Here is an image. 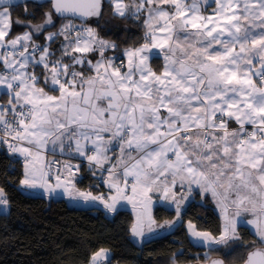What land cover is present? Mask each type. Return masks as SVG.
Wrapping results in <instances>:
<instances>
[{
	"label": "snow or ice",
	"instance_id": "obj_1",
	"mask_svg": "<svg viewBox=\"0 0 264 264\" xmlns=\"http://www.w3.org/2000/svg\"><path fill=\"white\" fill-rule=\"evenodd\" d=\"M109 2L123 18H138L148 6L145 43L125 51L126 71L111 58L104 62L106 50L117 47L114 43L101 39L92 27L77 28L71 20L45 37H63L56 60L50 59L55 54L48 45L33 41L32 31L7 39L12 9L20 5L0 0V48L11 49L0 54V86L8 95L7 104L0 105V143L24 158L21 185L42 188L48 195L62 188L70 198L98 200L111 212L117 211L120 200H128L134 210L143 203L131 229L134 236L144 235L145 216L149 225L155 224L147 207L151 192L162 191L163 200L175 203L179 219L181 204L195 186L200 194L210 193L224 211L218 236L188 225L192 237L210 253L220 254L216 259L207 256L208 264H228L245 214L254 217L248 223L254 225L257 239L239 260L264 264V0H214L216 6L207 15L201 0ZM53 11L82 20L99 18L103 0H51L45 24H52ZM43 28L36 25L33 31ZM156 48L164 54L160 73L149 64ZM96 52L100 59L95 63L86 58ZM65 57L71 63H65ZM85 64L95 75L85 76ZM41 65L43 72L38 73ZM41 76L43 86L38 87ZM56 92L59 95L49 94ZM233 120L238 127L230 130ZM57 148L106 170L105 183L114 194L78 192L59 174L51 184L49 173L33 161L41 160L45 151L55 155ZM117 148L118 162L105 169L115 159L108 153ZM64 167L71 175V165ZM178 184L185 190L179 197L173 190ZM8 203L0 188V206L6 210ZM107 256L108 251L100 249L89 264H104Z\"/></svg>",
	"mask_w": 264,
	"mask_h": 264
},
{
	"label": "trees",
	"instance_id": "obj_2",
	"mask_svg": "<svg viewBox=\"0 0 264 264\" xmlns=\"http://www.w3.org/2000/svg\"><path fill=\"white\" fill-rule=\"evenodd\" d=\"M124 1L132 4L130 0ZM49 11V3H27V10L25 4L13 8V23L7 39L20 36L24 31H32L34 37L41 39L46 29L38 34L33 30L36 25L43 24L44 14ZM55 20L53 32H57L64 21L56 17ZM89 24L100 38L117 46L114 52L118 55L125 48L138 47L145 42L144 13L138 18L131 14L120 17L114 14L109 0L103 2L101 17ZM62 41V37L50 41L49 47L55 54L50 57L52 60L60 58ZM42 67L36 71L42 73ZM2 68L0 62V70ZM0 100L7 102L3 95ZM22 176L20 158L0 146V188L4 189L9 201L7 212H0V264H89L90 257L100 249L108 251L104 264H173V261L175 264H196L208 261L207 256L220 257L219 253H210L208 248L193 243L185 224L189 221L197 230L219 234V215L207 195L194 191L193 200L185 206L181 221L171 232L143 240L138 245L132 240L129 209H118L108 215L102 209L69 207L63 198H46L23 191L20 187ZM76 185L95 193L104 190L97 175L85 163L79 166ZM153 214L155 220L161 222L172 219L175 211L156 205ZM238 233L240 239L232 246L234 251L228 257V264H241L239 257L247 254L246 246L257 239L244 225L238 227Z\"/></svg>",
	"mask_w": 264,
	"mask_h": 264
},
{
	"label": "rangeland",
	"instance_id": "obj_3",
	"mask_svg": "<svg viewBox=\"0 0 264 264\" xmlns=\"http://www.w3.org/2000/svg\"><path fill=\"white\" fill-rule=\"evenodd\" d=\"M131 2H132V4H134V3H138L139 2V0H130ZM188 2L189 3H191V0H188ZM124 3L125 4H127V5H132V4H128V3H126L125 1H124ZM210 5V7H208ZM200 6H201V10H203L205 7H207V12L205 13L206 15L207 14H209V13H211L212 11H213V9L215 8V3H214V0H201V3H200ZM147 5L145 6V9L142 11L143 13H144V16H145V20L147 19V17H148V12H147ZM70 21V19H66V20H64V21H62V24L60 25L61 27H60V29L62 28V26L63 25H65V24H67L68 22ZM45 22V21H44ZM43 22V24L42 25H44V29H46L44 32H43V34H42V38L40 39V38H36V37H34L33 35V41L36 43V44H39V45H48L49 46V43H50V41H47V40H45V37L50 33V32H53L52 31V28L56 25V20H55V17L52 15V24H45ZM71 22L74 24V25H76V27L77 28H79V27H81V26H88V27H92L93 29H95L94 28V26H92L91 24H86V25H81V24H79V23H76V22H74V21H72L71 20ZM51 29V30H50ZM59 29V30H60ZM96 30V29H95ZM56 31V30H55ZM54 31V32H55ZM147 31H149V29L147 28V26H146V31H145V33L147 32ZM25 32H29V31H24L21 35H23ZM34 33H36L35 31H34ZM36 34H38V33H36ZM161 34L159 33V32H157V36H160ZM63 38V37H62ZM102 39V38H101ZM150 39V38H149ZM103 40H105V41H107L106 39H103ZM110 43V42H109ZM145 43V42H144ZM143 43V44H144ZM143 44H141L140 46H138V47H141ZM137 48V47H136ZM49 49H50V51H51V48L49 47ZM128 49H133V47H128V48H125V49H123L122 50V53H121V57H123L124 59H119L118 60V62H116V59H117V53H115V52H113V54L110 52H108L107 53V55H105L104 56V62L105 63H107V61H108V59H112L113 60V62H114V64H121V63H123L124 65H125V68H124V70L126 71L127 70V57L124 55V53H125V51L126 50H128ZM29 51L31 52V49H29ZM2 53H4V51L0 48V54H2ZM39 55H40V53L39 52H37L36 53V57H37V59L39 58ZM119 58V57H118ZM51 59V58H50ZM100 59V57H98L96 60H99ZM95 60V61H96ZM95 61H93V63H95ZM164 54H163V52H161L160 51V49L159 48H156V49H153V54H152V56L150 57V59H149V64H150V66L153 68V70H155L157 73H160L162 70H163V64H164ZM42 66V65H41ZM31 67V66H30ZM32 69V68H31ZM32 71V70H31ZM30 71V72H31ZM101 72H103V69H101ZM0 93H1V91H0ZM224 119L225 120H227V117L225 116L224 117ZM238 127V125H236V123H235V121L233 120V121H230V123H229V129L231 130V129H233V128H237ZM248 129H249V131L251 130V126L249 125L248 126ZM89 146H91V145H89ZM118 150V149H117ZM115 151V152H110V157H114L115 155H117V153H118V151ZM119 157V156H118ZM50 183H51V181H50ZM52 184V183H51ZM53 185H55V183L53 184ZM194 189L196 190H198L199 191V189L198 188H195V186H194ZM31 191H36V192H42V193H44V189H42V188H35V189H30ZM198 191H196L197 193H199L200 194V192H198ZM82 192H85V191H82ZM184 191L182 190L181 191V193L178 195L177 194V196L179 197V196H181V194L183 193ZM160 195V198L162 197V195L163 194H159ZM200 195H202V196H204L203 194H200ZM132 196V195H131ZM130 196V197H131ZM207 196H209V198H210V202H211V205L213 206V208L215 209V211L218 213V215H219V219H220V229H221V227H222V224H223V215H224V211H223V206L222 205H218V203H217V200L216 199H214L213 197H212V195L210 194V193H208L207 194ZM78 199H80V198H75V199H73V198H70L69 196H67V204H68V206L70 207V206H74V207H76L75 205H81V204H83V205H88V204H90V202L88 201V202H85L84 200H78ZM137 200H140V201H143V197L142 198H138ZM191 200H193V198L191 199ZM190 200V198L188 197V199L187 200H184L183 202H182V204H181V213H182V211L184 210V208H185V206L191 201ZM100 201H98L97 200V202H96V204H98ZM79 203V204H78ZM73 204H75V205H73ZM93 205V207H98V205ZM162 205V206H165V207H167V208H169V209H173L174 211H175V214H174V217L172 218V219H166V220H164V221H161V222H158V221H156L155 220V218H154V214H153V210H154V207L156 206V205ZM78 207H82V206H78ZM84 207V206H83ZM126 208V209H129V210H131V213H132V225H131V229H132V226L134 225V224H136L137 223V215H138V212H140V211H143L144 210V208H145V205L142 203L141 205H139L135 210H134V208H133V204L132 203H128V204H125V203H121L120 201L118 202V204H117V209L118 208H120V209H123V208ZM147 207H149L150 208V214H151V217H152V219L155 221V224H152V225H149V222H148V219H147V216H145V219H144V223H143V232H144V235L143 236H134L133 234L131 235L132 236V240L136 243V244H138V245H140L142 242H143V240H148V239H150V238H152V237H155V236H158V235H163V234H167V233H169V232H171L173 229H174V227L181 221V219L179 218H177V216H176V204L175 203H171L170 201H168V200H163L162 198L160 199V201H157V202H153L152 200H151V203H150V205H148ZM230 211H232L233 213H234V209H230ZM0 212H7L5 209H4V207L3 206H0ZM181 217V216H180ZM242 219H243V222L240 224V225H244V226H247L248 228H249V230L256 236V229H255V227H254V225H252V224H249L248 223V221L249 220H252V219H254V217L252 216V215H250V214H245L243 217H242ZM172 222H175L174 223V225L173 226H171V227H169V225L170 224H172ZM189 223H191V222H186L185 224H186V227H187V229H188V225H189ZM191 224H193V223H191ZM239 225V226H240ZM161 226H163V227H161ZM149 227H151V231H149ZM198 231H201V230H198ZM201 232H208V231H201ZM210 233V232H209ZM211 234V233H210ZM219 235V234H218ZM218 235H213V236H218ZM188 236H189V238H190V240L193 242V243H195V244H197V245H199V246H203L202 245V243H200V242H198L194 237H192L191 236V234H190V232H189V229H188ZM143 238H146V239H143ZM203 247H205V246H203Z\"/></svg>",
	"mask_w": 264,
	"mask_h": 264
},
{
	"label": "crops",
	"instance_id": "obj_4",
	"mask_svg": "<svg viewBox=\"0 0 264 264\" xmlns=\"http://www.w3.org/2000/svg\"><path fill=\"white\" fill-rule=\"evenodd\" d=\"M122 2L124 3V1L122 0ZM132 3V2H131ZM125 4V3H124ZM113 5V4H112ZM113 11H114V5H113ZM119 16V15H118ZM108 41V40H107ZM108 42H110V43H112L111 41H108ZM134 48H136V47H134ZM20 50H22V49H20ZM112 53L113 54V52H114V49L113 48H108L107 50H106V52H105V55H107V53ZM122 53V52H121ZM121 53L119 54V55H117V59H116V62H118V60L119 59H124L123 57H121L120 55H121ZM77 55H79V54H77ZM86 55V58L87 59H92L93 61H95L98 57H100L99 56V53L98 52H96V53H88V54H85ZM119 57V58H118ZM64 62L65 63H71V61L66 57V59L64 60ZM120 64V63H119ZM119 64H116V65H119ZM80 68H81V66L80 65H76V69L77 70H80ZM32 69L31 68H29L28 69V71L30 72ZM42 72H43V67H42V69H40ZM2 71H4V70H2ZM84 74H85V76L87 77V76H89V75H95V73H94V71H91V70H89L88 69V67H87V64H85V66H84ZM43 86V76L41 77V84L40 85H38V87H42ZM46 91H47V88L45 89ZM0 91H1V93H0V95H3V97L5 98V100H7L8 101V95H7V89L5 88V87H3V86H0ZM49 94H54V95H59V92H56V93H49ZM166 114V113H165ZM217 123H219V121H217ZM26 146V145H25ZM50 147V146H49ZM89 147H91V146H89ZM118 149V148H117ZM118 151V153H117V155H115L114 157H115V159H112V161H111V163H108V164H106L105 165V169H107V168H111L112 167V164H115V163H117L118 162V156H119V150H117ZM92 153L91 152H89V155H91ZM110 152L108 153V156L110 157ZM58 157V158H60V161H61V170L59 171V173L57 172V171H54L53 169H52V167H51V165H50V158L51 157ZM19 158H20V160H21V162H22V165H23V176H22V179H24L25 178V175H24V172H25V169H24V158L22 157V156H20L19 155ZM81 163H85L86 164V167L87 168H89V169H92L93 170V172L97 175V178H98V182L100 183V185H103V187H104V190L102 191V192H99V193H95V192H92V191H89V190H87V189H80V188H78V186L76 185V179H78L79 178V166H80V164ZM33 164L35 165V167L37 168V169H40L41 167H43V169H44V171L45 172H48L49 173V176H50V180H49V182L51 181V183L52 184H54V183H56V176H57V174H59V175H61L63 178H65V179H68V180H71L72 181V183L75 185V189H76V191H78V192H82V191H85V192H90V193H92V195H95V196H98V195H101V194H103V195H105V196H108V195H111V194H114V193H112L110 190H109V188H108V186H107V184L105 183V181H107L108 179H109V174H108V172L106 171V170H101L100 168H98L95 164H92L91 165V167H90V164H89V161H88V159L86 158V157H81V156H79L78 154H73L71 157L69 156V155H67V154H61L60 153V150H59V148H57V150H56V154L55 155H52L50 152H48V151H45L44 153H42V159L41 160H34L33 161ZM66 164H70L71 166L72 165H75V171L73 172L72 171V174L71 175H69V172H68V170L64 167ZM78 169V170H77ZM121 176H122V172H121ZM121 186L123 187V180L121 179ZM20 187L22 188V190L23 191H25V192H27V193H30V194H39V195H42V196H44V197H46V198H55V197H58V198H63L64 200H65V202H66V204L68 203L67 202V195H65L64 194V192H63V189L61 188V189H57V191H56V193H54L53 195H48V194H46L45 192L44 193H42V192H36V191H31L30 190V188H27L26 186H23V185H21V183H20ZM186 187L187 186H185V189H186ZM174 191H176V193L179 195L180 193H181V191H182V189H180L179 188V184L177 185V187L175 188V189H173ZM183 191H185V190H183ZM194 191H198L197 189L195 190H193V192L189 195V198H190V200L193 198V196H194ZM198 192H200V191H198ZM159 194H163L162 193V191H153V192H151L149 195H150V198H151V200L153 201V202H157V201H160V195ZM127 195L130 197L131 195H133V193H132V191H131V184H129V186H128V189H127ZM138 198H142V196H139V195H137L136 196V199H138ZM78 200H83V199H78ZM90 202V204H88V205H83V204H81V205H75V204H73V205H75L76 207H78V206H84L83 208H94V209H102L106 214H108V215H111L113 212H111V211H109V210H107L105 207H104V204H102L101 202H99L98 204H96V202L97 201H89ZM120 202L121 203H125V204H128L129 202H128V200H120ZM79 204V203H78ZM98 205V207H93V205ZM68 205V204H67ZM159 205V204H158ZM72 207V206H71ZM74 207V206H73ZM127 208V207H126ZM125 207H124V209H126ZM118 209H120V208H118ZM117 209V210H118ZM130 209V208H129ZM131 211V210H130ZM131 235H132V231H131ZM143 239H145V238H143Z\"/></svg>",
	"mask_w": 264,
	"mask_h": 264
},
{
	"label": "water",
	"instance_id": "obj_5",
	"mask_svg": "<svg viewBox=\"0 0 264 264\" xmlns=\"http://www.w3.org/2000/svg\"><path fill=\"white\" fill-rule=\"evenodd\" d=\"M13 2L16 3V4H19V5L25 4V3H33V4H37V5H42V4L49 3L50 4V8H51V0H13ZM52 14L54 16H56L57 18H59V19H70V20H73L74 22L79 23L81 25L89 24V23L93 22L94 20L98 19L96 17H92V18H88L86 20H82V18L72 17L71 15L61 16L59 14H56L54 11H53ZM216 258H221V257H217V256L212 257V259H216ZM196 264H208V261L199 262V263H196Z\"/></svg>",
	"mask_w": 264,
	"mask_h": 264
},
{
	"label": "built area",
	"instance_id": "obj_6",
	"mask_svg": "<svg viewBox=\"0 0 264 264\" xmlns=\"http://www.w3.org/2000/svg\"><path fill=\"white\" fill-rule=\"evenodd\" d=\"M73 35H75V33H73ZM4 52L5 51H11V49L9 48V49H4V48H1ZM7 104V102H3V101H1L0 100V105H6ZM9 119H11V117H9ZM0 135H2V134H0ZM12 143H17L16 141H12ZM7 148H8V145L7 144H5V143H3ZM16 156H19V154H15ZM51 163H50V165H51V167H52V169L54 170V171H57V169H59V171L61 170V162H60V158H58V157H51L50 158V160H49ZM72 167V171L74 172L75 171V165H72L71 166Z\"/></svg>",
	"mask_w": 264,
	"mask_h": 264
},
{
	"label": "bare ground",
	"instance_id": "obj_7",
	"mask_svg": "<svg viewBox=\"0 0 264 264\" xmlns=\"http://www.w3.org/2000/svg\"><path fill=\"white\" fill-rule=\"evenodd\" d=\"M124 1V0H123ZM104 2V1H103ZM114 12V11H113ZM56 17V16H55ZM57 18V17H56ZM57 19H59V18H57ZM59 20H66V19H59ZM73 21V20H72ZM2 63V62H1ZM2 70H4L3 68L0 70V71H2ZM0 146H2V147H4L6 150H8L9 151V149L3 144V143H0ZM19 157V156H18Z\"/></svg>",
	"mask_w": 264,
	"mask_h": 264
}]
</instances>
